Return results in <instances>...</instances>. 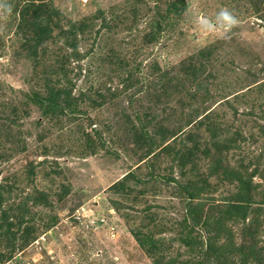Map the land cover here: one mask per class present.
Masks as SVG:
<instances>
[{
	"label": "rangeland",
	"instance_id": "374dc122",
	"mask_svg": "<svg viewBox=\"0 0 264 264\" xmlns=\"http://www.w3.org/2000/svg\"><path fill=\"white\" fill-rule=\"evenodd\" d=\"M31 3L53 31L34 62L19 26ZM221 9L238 25L203 30ZM73 28L81 56L61 72ZM67 85L76 110L46 117L30 101ZM216 161L258 185L246 223L224 228L249 245L258 227L264 263V0H0V184L15 223L5 238L0 210V255L14 249L0 264H154L137 232L165 262H186L180 239L199 232L179 183L207 178L195 204L215 218L239 191L209 177Z\"/></svg>",
	"mask_w": 264,
	"mask_h": 264
},
{
	"label": "trees",
	"instance_id": "16d2710c",
	"mask_svg": "<svg viewBox=\"0 0 264 264\" xmlns=\"http://www.w3.org/2000/svg\"><path fill=\"white\" fill-rule=\"evenodd\" d=\"M31 7L35 9L33 11L34 14L32 17H30L29 15ZM27 8L28 9L23 8L19 14V26L22 30L33 32V40L29 39V37L27 40V43L30 49L32 50L29 52L27 59L34 62L37 61L39 56L37 50H39V47L42 46L46 41L52 38L53 31L52 27L50 26V23H43L39 21L41 14H37V11L40 13V10H42L40 9V7H36L34 3H31V5H28ZM27 15H29V17H27ZM49 18H51V15H49L48 19ZM79 30H81V33L84 32L81 28ZM64 34L66 36L65 45L70 49L72 48V55L66 56L65 61L60 63L59 71L61 72L65 71L68 61H70L72 58L79 59L81 56L79 55L80 53L77 48L76 29H69V31ZM68 74L69 72L63 77L67 79ZM68 88H70L68 85L66 87L60 88L53 87L49 90V94L46 98H42L38 94V96H35V99H29L33 104L39 107L43 116L52 117L55 115H60L68 109H72L73 111L78 108V100L72 98V92ZM171 149V146H166L164 148L165 151H170ZM210 169L211 172L209 174V177H213L215 175L223 173L225 179L232 178L238 181L239 191L234 198H231L227 202L225 210L219 211L220 216L218 218H215V216H205L207 213H205V205L203 203L195 204V200L199 201L200 194L202 192H205V188L209 185L207 178L198 182H189L186 184L179 183L180 190L185 192L188 195V198L191 200V203L188 205V216L191 219L190 234H194L198 231L199 233L197 234V237L199 238L188 236V238L185 237L187 240L180 239L188 245L191 250V254L195 257L186 262H177L176 264H227V261L237 262L234 264H264L261 256L262 253L258 250V242L255 241L257 239V236L260 234L258 227L255 228L252 226L248 228V231L245 235L249 236L252 240H254V242L249 245H237L234 242L232 232L224 228V225L228 222H243L245 224L249 216L251 215L250 211L252 209V205L256 204L253 198V193L258 188V185H254L252 182L253 176L250 175V178H246L242 175L239 170L221 171L219 168L218 161H216V165L213 164ZM117 186L123 187V183H119ZM4 193V186L0 184V210H2V218H4V221L7 224V227L1 230V234L5 238H8V235L13 236L12 229L15 226V223L9 220L11 218L9 217V209L3 208L5 202L7 201ZM261 204L264 205V199L263 203ZM19 209H21V207H19ZM27 213H29V210L25 208L21 216H23L24 218ZM24 223L25 220L23 219L20 222L19 226H22ZM186 224H188V222H186ZM200 228H202V230L206 232L207 238L203 237L202 234L205 233L199 230ZM32 231L33 229L28 227L25 230V234H27L29 237V234H32ZM134 234L139 244L143 248H145V250L150 254V256H155L153 258L154 264H174L165 262L164 256H158V244L153 241V237L142 236V233L140 232ZM222 236H225V238L223 239ZM147 239H149L152 243L149 248L146 247L148 245L146 243ZM222 239H227V241H224V243H220ZM9 241L11 243L15 242L14 239H9ZM13 252L14 249L12 248L10 251L7 252V255L1 254L0 263L10 261L13 256Z\"/></svg>",
	"mask_w": 264,
	"mask_h": 264
},
{
	"label": "clouds",
	"instance_id": "9594fccd",
	"mask_svg": "<svg viewBox=\"0 0 264 264\" xmlns=\"http://www.w3.org/2000/svg\"><path fill=\"white\" fill-rule=\"evenodd\" d=\"M11 11V9H8ZM238 19L228 10L221 9V11L216 16V23L202 20L201 21V28L208 32H215L217 31V26L221 29L224 33H228L231 31L233 27L238 25Z\"/></svg>",
	"mask_w": 264,
	"mask_h": 264
}]
</instances>
